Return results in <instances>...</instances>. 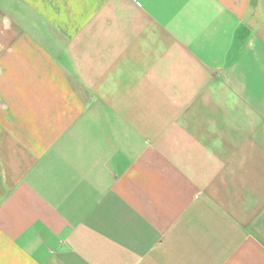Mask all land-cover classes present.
Returning a JSON list of instances; mask_svg holds the SVG:
<instances>
[{
    "label": "crops",
    "instance_id": "0c3cea01",
    "mask_svg": "<svg viewBox=\"0 0 264 264\" xmlns=\"http://www.w3.org/2000/svg\"><path fill=\"white\" fill-rule=\"evenodd\" d=\"M0 264H264V0H0Z\"/></svg>",
    "mask_w": 264,
    "mask_h": 264
}]
</instances>
